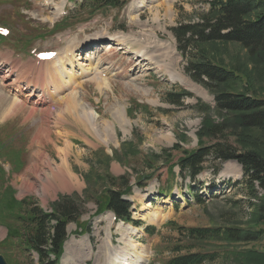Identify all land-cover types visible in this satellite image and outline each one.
Returning a JSON list of instances; mask_svg holds the SVG:
<instances>
[{
    "label": "rangeland",
    "instance_id": "1",
    "mask_svg": "<svg viewBox=\"0 0 264 264\" xmlns=\"http://www.w3.org/2000/svg\"><path fill=\"white\" fill-rule=\"evenodd\" d=\"M43 1L0 0L3 3L0 4V26L8 27L13 33L12 38L0 42V140L18 146L16 150L27 144L28 151L24 158L20 151L21 165L15 172V158L0 157L3 186H9L13 180L20 199L30 197L44 211L50 212V206L60 195L78 192L83 196L86 181L91 183L98 194L94 196V192H89V196L95 200H89L83 206L85 213L79 221L68 226L66 250L75 264H109L106 261L110 257L123 255L127 247L124 237L129 225L114 222L111 213L96 214V200L103 190L95 179L109 167L111 173L131 177L133 217L143 222L141 228L130 226L136 229L131 238L139 246L136 254H141L146 264H166L177 255L171 252L175 247L189 246L186 240L189 228L247 226L256 212L253 204L257 201L250 196L242 167L237 162H217L209 157L195 181L188 172L182 174L177 164L184 157V151L191 153L200 147L198 132L232 118L216 112L214 95L189 76L187 62L193 60L197 52L190 49L188 58H183L171 31L180 23L199 22L200 16L210 10L209 5L186 0H156L153 6H166L160 9L159 18H155L152 4L146 6L147 3L135 11L132 6L135 0H130L123 10L95 13L93 17L86 9L78 14L84 19L75 23L79 25L67 32L62 29L64 31L52 33L53 24L63 20L62 12L76 7L78 1L54 0L52 7H45ZM40 35L44 38H35ZM111 41L122 46L109 45ZM80 45L88 50L82 53H92L91 58L80 57V63L86 65L85 68L96 64L107 76L103 75L106 84L98 86L88 77L79 78L84 67L78 66L80 63H76V69L71 68L72 73L60 74L66 70L65 66L60 68L66 60L65 50L76 51ZM109 46L112 49H107ZM166 46L176 55L174 78L153 62L138 61L128 52L131 48L143 47L151 53H148L150 57L156 58L161 54L160 48ZM202 48L214 62L237 70L246 79L250 77L256 92L264 93L260 81V77H264L261 73L264 65H256L241 46L210 43ZM34 50L59 53L54 59L43 62L41 78L34 73L35 65H39L36 54H30ZM16 84L24 86L25 91L17 92ZM45 87L48 91L44 97H39ZM182 90L190 92L192 97H184L182 105L168 102L169 94ZM37 100L38 105L34 104ZM13 101L23 106L13 110ZM70 103L78 108L69 111ZM202 105L212 111L205 112ZM72 112L80 123L72 119ZM88 112L95 113L96 122L91 123ZM105 129L107 134L103 132ZM96 130H100V135ZM218 141L220 139L216 138L210 145ZM206 143H209L207 139ZM177 144L180 149L173 150ZM12 149L7 150L8 154ZM166 151L169 153L165 158ZM216 166L220 167L218 174L214 173ZM147 177L150 178L145 179ZM188 189H192V194ZM259 195H264L260 189ZM195 196H200L203 203L197 202ZM1 215L0 255L9 264L27 263L28 255L22 253L17 242L7 240L8 225L19 227V223L3 219ZM147 226L155 228L154 234L145 231ZM257 228L264 230V223ZM222 243L215 239L194 243L196 247L189 252L216 254L213 261L204 264H237L240 252H264V237L257 243ZM81 247L83 253L79 251ZM71 251L78 252L79 256H73ZM185 254L187 251L179 255ZM32 259L37 263L38 255L32 253Z\"/></svg>",
    "mask_w": 264,
    "mask_h": 264
},
{
    "label": "trees",
    "instance_id": "2",
    "mask_svg": "<svg viewBox=\"0 0 264 264\" xmlns=\"http://www.w3.org/2000/svg\"><path fill=\"white\" fill-rule=\"evenodd\" d=\"M186 1L192 4H208L210 10L200 16L197 23H180L171 29L177 41V49L185 59L188 58L190 49L197 52L193 55V60L187 62V73L196 83L214 95L216 112L232 118L198 132L200 147L191 153L184 151V157L177 162L178 167L182 174L188 172L190 179L195 181L204 171L209 157H213L217 162L235 161L242 167L248 192L257 203L253 204L256 212L247 226L189 228L186 240L190 245L175 247L171 252L177 255L170 258L166 264H204L215 259V253H190L189 251L196 247L194 243L215 239L227 245L250 244L260 242L264 237V230L257 228L264 223V195H259V189L264 192V93L261 95L256 92L254 81L250 77L246 79L237 70L214 62L206 56V51L202 48V45L210 43L239 45L256 65H264V0ZM127 3V0H84L81 9H89L91 15L122 9ZM72 21L73 19H66L52 33L63 31L62 29L68 27ZM261 73L264 75V67ZM260 81L264 87V77H260ZM184 97H192V94L186 90L169 94L168 102L172 105H182ZM203 107L205 112L212 111L207 105ZM216 138L220 141L210 145ZM206 139L209 143H206ZM178 149L179 144L173 148ZM7 150L0 141V157H14L15 172L16 167L21 165V153L14 150L8 154ZM168 153H164L165 158ZM0 170L3 171L2 168ZM219 171L220 167L216 166L214 173L218 174ZM130 180L129 176H113L110 167L105 168L100 176L97 174L95 181L102 184L103 192L96 200V214L110 211L119 221L142 226V222L132 218V203L124 199L125 195L132 194ZM86 183L87 188L83 196L63 195L50 206V212L44 211L30 198L18 201L12 186L0 188L1 217L12 219L20 225H8L7 240L16 241L22 253L28 255L25 257V264L60 263L69 236L68 226L79 221L85 213L83 206L89 200H95L90 198L89 192L93 193L96 189L92 188L91 183ZM94 193V196L98 194ZM190 193L192 194V189ZM195 197L197 202L203 203L200 196ZM146 230L153 231V234L155 232L154 227H147ZM200 250L203 251L204 248L201 247ZM183 251H187V254L179 255ZM32 253L38 255L37 263L32 259ZM237 264H264V252H240L237 254Z\"/></svg>",
    "mask_w": 264,
    "mask_h": 264
},
{
    "label": "bare ground",
    "instance_id": "3",
    "mask_svg": "<svg viewBox=\"0 0 264 264\" xmlns=\"http://www.w3.org/2000/svg\"><path fill=\"white\" fill-rule=\"evenodd\" d=\"M152 2H156V0H135L134 1V3H133V9L135 10V11H137V10H141L142 8H144V6L146 5V6H148V5H150V4H152ZM166 6V4H163V5H154L153 6V4L150 6V7H152V11H154V10H156V14H155V18H159V14H160V9L162 8V7H165ZM112 41H114V40H112ZM110 42L109 43V45L111 44H113L112 46H122V43H113V42ZM115 42H117L116 40H115ZM115 44V45H114ZM98 45V44H97ZM167 45H169V44H167ZM140 46V45H139ZM171 46V45H170ZM90 47V46H89ZM102 48V47H101ZM107 48V47H106ZM128 48V47H127ZM107 49H112V47L111 46H109ZM85 49H84V45H80V46H77V50L76 51H73V49L71 50V49H67V50H65L66 51V60H65V63L60 67V68H63L64 69V66H65V71H60L61 73V75L62 76H65V75H68V74H70V73H72V71H71V68L73 69V68H77L75 65H76V63H80V61L82 60V58H80V57H82V56H87V57H92V53H89V54H87L86 52L85 53H82L83 51H84ZM92 50V49H91ZM95 50V49H94ZM104 50H106V49H104ZM119 50H121V49H119ZM85 51H88V50H85ZM93 51V50H92ZM128 52L129 53H133L134 55H135V57L137 58L136 60H138V61H140V59H142L143 61H149V62H153L154 64H156L157 66H158V68H160V69H164V70H166L167 71V73L170 75V76H172L173 78H174V76L175 75H173V70H174V66H175V62L177 63V59H176V55H174V51H172V49L170 48V47H168V46H166V47H164V48H160V52H161V54L158 56V57H156L157 59H158V62H154V61H156V58H153V57H150L149 55H148V53L149 54H151L149 51H148V53L146 52V50H145V48H143V47H141V48H139V50H134V49H130V50H128ZM151 56H153V55H151ZM57 59V58H56ZM91 60V59H90ZM68 64H70L69 66H68ZM79 65V64H78ZM41 66H43V63H40V66L38 67H36L35 69H34V73L36 74V76L39 78L40 77V75H41ZM79 66H84V67H82V71H83V74H82V76H79V78H86V77H88L89 78V81L90 82H94L95 84H97L98 86L99 85H102L104 82H105V84H106V80L105 79H103V73H101L100 71H99V67H96V64L95 65H93L92 66V68H90V67H87V68H85V66L86 65H83L82 63H80V65ZM95 66V67H94ZM70 69V70H69ZM27 70V69H26ZM32 71V70H31ZM26 72V71H25ZM65 72V73H64ZM175 72V71H174ZM70 77V76H69ZM73 77V76H72ZM41 78V77H40ZM66 78V77H65ZM70 79V78H69ZM66 80V79H65ZM25 81V80H24ZM17 83H18V80H17ZM20 83V82H19ZM14 84V83H13ZM28 85V84H27ZM48 85V84H47ZM9 86V85H8ZM24 87V86H23ZM21 85H18V84H16V91L17 92H20V91H25V88H23ZM26 89H28V86L26 87ZM35 89V88H34ZM29 90V89H28ZM32 91H34V90H32ZM48 91V88L47 87H45V88H43L42 90H41V93L39 94V97H44L45 96V94H46V92ZM36 93V92H35ZM34 94V93H33ZM32 94V95H33ZM31 95V94H30ZM1 98V97H0ZM14 100H16V98L14 99ZM74 101V100H73ZM78 101H80V100H78ZM42 102V101H41ZM5 103V102H4ZM13 103V110H15V109H19L20 107H22L23 105H21L20 103H19V101H13L12 102ZM34 104H40V102H39V100H37V102L35 101L34 102ZM2 104L0 103V106H1ZM69 106H68V110L69 111H72V109H77L78 108V106L76 107V105L75 104H72V103H70V104H68ZM72 108V109H71ZM50 109V108H49ZM81 109V108H80ZM84 109V108H83ZM48 111V110H47ZM66 111V110H65ZM68 111V112H69ZM55 112V111H54ZM75 112V111H74ZM67 114V113H66ZM69 114V113H68ZM87 114V116L89 117V120L91 121V123H93V122H96L97 121V119H96V117L94 116L95 115V113H92V112H88V113H86ZM7 115V114H6ZM33 116V115H32ZM70 116V115H69ZM71 117H72V119L77 123H80L79 122V119L73 114V112L71 113ZM3 118V117H2ZM73 121V122H74ZM100 128V127H99ZM104 128H105V126H104ZM98 129V128H97ZM94 130V129H93ZM110 131V130H109ZM95 132H98V130H96ZM99 132H100V130H99ZM99 132H98V135H100L99 134ZM103 132H105V134H107L108 132H107V129H105V131H103ZM101 133V132H100ZM44 134V133H43ZM47 139V138H46ZM78 184H79V182L78 181H76ZM129 229H128V234H126V236L124 237V242H126V246L127 247H124V249H123V255H117V256H115V257H113V258H109L106 262L108 263V261H109V264H146V259L143 257V256H141V254H139V255H137L136 254V251L138 250V245H137V243L134 241V239L133 238H131V235H133V233H135L134 231H136V229H134V228H131L130 226L128 227ZM67 246H69V244L67 245ZM123 248V247H122ZM79 251L81 252V253H83V250H82V247H81V249H79ZM131 251H134V253L133 252H131ZM121 252V251H120ZM118 253H119V251H118ZM122 253V252H121ZM71 254L73 255V256H79V253L78 252H73V251H71ZM113 255V254H112ZM77 256V257H78ZM114 256V255H113ZM108 258V257H107ZM63 262H64V264H65V262H69V264H75L73 261H72V259H71V255H70V253H69V251L68 250H66V254H65V257H64V259H63Z\"/></svg>",
    "mask_w": 264,
    "mask_h": 264
},
{
    "label": "water",
    "instance_id": "4",
    "mask_svg": "<svg viewBox=\"0 0 264 264\" xmlns=\"http://www.w3.org/2000/svg\"><path fill=\"white\" fill-rule=\"evenodd\" d=\"M0 264H8L3 256H0Z\"/></svg>",
    "mask_w": 264,
    "mask_h": 264
},
{
    "label": "crops",
    "instance_id": "5",
    "mask_svg": "<svg viewBox=\"0 0 264 264\" xmlns=\"http://www.w3.org/2000/svg\"><path fill=\"white\" fill-rule=\"evenodd\" d=\"M112 167H114V164L112 165ZM73 178V177H72ZM74 179V178H73ZM76 180V179H75ZM78 181V180H77ZM79 182V181H78ZM80 183V182H79ZM81 186V185H80ZM80 186H78V187H80ZM78 187H72V188H74V189H78Z\"/></svg>",
    "mask_w": 264,
    "mask_h": 264
}]
</instances>
